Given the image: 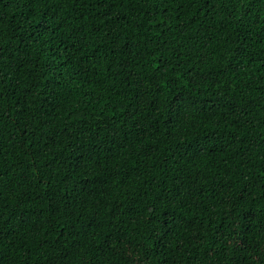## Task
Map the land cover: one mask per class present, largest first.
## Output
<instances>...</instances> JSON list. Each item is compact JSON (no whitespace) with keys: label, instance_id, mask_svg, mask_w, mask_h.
Returning <instances> with one entry per match:
<instances>
[{"label":"trees","instance_id":"1","mask_svg":"<svg viewBox=\"0 0 264 264\" xmlns=\"http://www.w3.org/2000/svg\"><path fill=\"white\" fill-rule=\"evenodd\" d=\"M0 264H264V0H0Z\"/></svg>","mask_w":264,"mask_h":264}]
</instances>
